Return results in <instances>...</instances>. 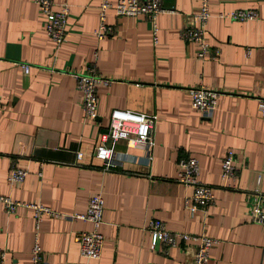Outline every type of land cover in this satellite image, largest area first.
<instances>
[{
	"label": "crops",
	"instance_id": "crops-1",
	"mask_svg": "<svg viewBox=\"0 0 264 264\" xmlns=\"http://www.w3.org/2000/svg\"><path fill=\"white\" fill-rule=\"evenodd\" d=\"M102 1L54 0L55 9L70 8L66 39L57 46L36 0H0V193L66 215L86 212L95 192L104 197L97 260L83 257L74 239L91 229L89 221L46 215L37 229L32 208L8 213L0 203L7 264H32L36 240L48 264H193L192 243L167 253L161 243L151 248L148 224L156 219L171 231L213 237L208 264H264V228L249 218L255 193L264 196V0H211L206 40L215 57L205 59L197 42L182 38L200 0H163L172 11L155 21L108 10L117 31L98 40ZM238 9L259 17L222 16ZM90 67L110 80L97 86L93 119L74 76ZM200 85L221 92L209 117L192 106L189 89ZM117 108L157 115L154 144L148 151L119 140L120 163L106 171L95 151ZM229 150L238 175L226 181ZM187 157L198 160L199 179L216 196L195 213L186 206L193 187L178 180ZM13 167L27 170L23 182L10 184Z\"/></svg>",
	"mask_w": 264,
	"mask_h": 264
},
{
	"label": "built area",
	"instance_id": "built-area-1",
	"mask_svg": "<svg viewBox=\"0 0 264 264\" xmlns=\"http://www.w3.org/2000/svg\"><path fill=\"white\" fill-rule=\"evenodd\" d=\"M41 12L46 16L47 35L60 46L66 39L68 30L69 5L62 4L55 9L54 0H36ZM211 0H200V10L189 16L190 23L182 29V38L185 41H195L199 44L198 57L205 59L212 56L206 40L207 24L211 17ZM114 10L117 17H145L152 21L165 11H172L163 5V0H103L99 8V26L95 30L98 40H103L107 36L114 35L117 31L116 26L107 22V11ZM222 16L238 21L254 20L259 17L255 9H238ZM247 50V55L251 54ZM25 71L29 72V66L24 65ZM77 81V89L81 92L82 106L86 118L93 119L97 116V86L108 83L110 80L100 76L94 67L88 68L85 72L74 73ZM191 94L192 106L203 116H211L215 110L221 92L211 89L205 85L192 87L189 89ZM2 95L0 94V102ZM260 109L264 110V101L259 103ZM158 116L146 114L129 109H114L110 116V125L106 132L101 135V143L97 145L95 156L102 161L103 169L109 171L118 167L120 163L119 153L115 150V145L119 140H128L130 146H139L150 150L154 144V130ZM78 160L83 158L84 152L77 153ZM235 152H226L222 162V178L226 181L235 180L238 175L236 166ZM200 165L195 157H187L180 162L178 180L185 186H192L193 192L186 200L188 209L195 213L202 209L205 210L215 201L214 189L199 179ZM27 170L13 167L8 181L10 184H18L25 180ZM0 203L4 205L8 213H14L19 207H29L34 211L36 228H40L44 216L70 217L82 219L92 224L90 230L78 232L74 239L79 244L80 253L87 259H100L104 248V234L101 231L103 224L104 197L102 192H95L91 195L87 211L66 215L54 211L43 204L26 203L0 193ZM249 218L264 228V196L255 193V200L249 209ZM148 230L152 236L151 248L155 249L159 243L163 245V251L167 253L168 248L177 247L182 244L192 243L195 245L193 253V264H208L210 251L216 240L205 234H193L187 232L171 231L167 229L165 222L152 220L148 224ZM6 250L0 248V264H7ZM32 264H48L44 252L38 240L35 241L31 250Z\"/></svg>",
	"mask_w": 264,
	"mask_h": 264
}]
</instances>
